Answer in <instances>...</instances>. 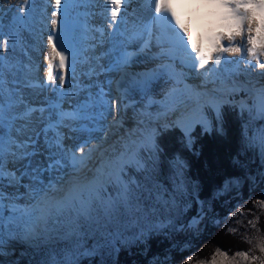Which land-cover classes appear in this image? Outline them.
<instances>
[{"label": "rangeland", "instance_id": "rangeland-1", "mask_svg": "<svg viewBox=\"0 0 264 264\" xmlns=\"http://www.w3.org/2000/svg\"><path fill=\"white\" fill-rule=\"evenodd\" d=\"M80 1L82 4L80 12L83 14L85 10L83 16L93 28L86 32L88 34L71 35L72 45L80 46L82 53L74 61L77 72L74 71L72 78L75 79L70 82L71 87L68 92L72 96L70 107L74 110L77 109L75 111L77 121L72 128L66 130L58 122L56 114L52 112L55 110L53 98L49 99L54 94L53 87L58 85V82L56 80L55 85L49 86L45 74L47 69L46 40L51 29L50 16L51 11L55 8V0H51V2L49 0H30L25 11L19 14L17 10L23 6L21 0H0V21H2L0 30L5 33L0 38V158L6 157L13 142L22 145V147L14 149L17 152V159L7 158L8 168L16 172L19 183L9 184L7 179L0 180V193L5 196L4 201L0 202V264H29L22 259L26 249L24 250L21 246H29L36 250L42 247L50 248V256L44 264H76L83 257L90 258L98 250L111 247L114 239L120 237L123 227L130 223L138 224L139 236H143L147 232L171 228L177 218L178 210L183 204V201L175 194L154 186L147 198L148 202L131 198V192L138 186L136 176L140 173L147 176L148 161L157 157L156 138L160 127L174 124L185 134H190L197 124L210 130V111L212 110L218 115L221 107L233 104L241 112H246L262 121V126L255 131L254 136L260 145L264 159V146L261 145V137L264 136V117L252 110L253 101L257 99V89L249 86L245 88H249L250 91H246L239 81L240 76H244L245 73L248 77L252 76V78H247L246 82L254 77H256V81L261 80V72L264 70H259L258 75L254 69L246 71V67H244L245 69L240 68L238 76H236L237 79L224 77L225 73L222 74L218 71L213 77L217 83L223 85L219 90L210 86L211 79L205 80L203 76L195 72L196 77L200 78L197 82L203 87L195 88L198 93L190 94L192 103H189L191 99L185 98V91L181 93L173 91L174 89L170 88L173 86L172 83L166 87H160L159 82L162 81L160 79H163V76L154 80L155 91L149 89L148 93L139 92L134 96L128 94L126 95L128 97L119 102V99L112 97L118 90L113 81L104 80L107 97L100 94V91L95 88L98 79H102V76L107 73L106 71L104 73V66L102 68V63L105 64L107 59L106 54L110 53L111 55V50L117 51L113 44L108 47L109 42L107 43V41L104 45H100L102 41L100 35L97 40L92 36V31L95 34L98 33L95 31V25L97 28L99 25L104 28L107 26L103 14L105 4L102 0ZM109 6H111L110 0H108ZM62 8H68V6L62 2ZM70 9H67L66 19L64 15L59 17L58 29L62 23H69L71 20L70 16L73 11ZM109 29L107 27L108 31ZM4 40L9 41L7 46L3 44ZM95 43L99 45H95ZM97 50H99V59L92 54ZM147 55L145 54V56ZM34 56L44 60L41 62L42 75H37L35 68L37 60ZM179 62L181 61L179 60ZM179 62L178 67H180ZM116 64H118L117 70L120 65L119 62ZM139 65L140 63H136L134 66ZM231 66H228L229 70L233 68ZM169 67L173 72L177 68L174 62V64H168L162 71ZM137 68H144L145 72L141 69L140 73H146L149 70L147 73L151 74L152 70L151 77H154V72L159 67L148 63L145 67ZM44 81L46 82L43 83L45 87L41 88L40 84ZM231 85L234 87L230 88ZM45 88H47V94L45 93L46 98L44 99L42 97ZM238 89H242L245 94H237ZM201 90L208 93V96L202 97ZM211 94H214L215 97ZM20 97L23 98V105L19 104ZM37 100H41L40 106L32 105ZM171 101H173L172 106L169 105ZM83 103L84 107L87 105L85 112L82 110L84 107L81 104ZM24 105H28L32 109H39V111L28 118L24 113ZM185 105L189 106L190 113L185 110ZM17 114L24 118L17 119ZM117 114L125 118L130 114H136L138 117H142V121H131L133 123V130H131L124 123L126 119L118 120ZM113 124L115 130L125 127L127 134L133 133L137 137L132 144L135 156L133 157L131 154V157L127 159V156L123 157L121 160L123 163L118 168L120 174L117 172L116 177L112 174L108 175L109 172H106L105 182L100 186L101 191H93L91 198L81 206L82 215L75 209L62 214L53 213L46 225L40 224L42 230L40 238L28 239L24 230L32 224L35 218L37 203L33 196L28 194L29 186L37 191L47 188L50 184L56 185L57 188L67 187L74 178L73 170L68 162L55 168L47 167L52 160L62 158L63 154L61 149L56 146L57 143L62 142L66 148H76L78 145L73 144V141L77 142L79 137H84L81 139L84 143L86 142L84 144L86 147L88 143L92 144L91 142L96 139H100L102 143L105 142L107 136V144H102L100 148H96L95 144L89 145V148L97 149L85 170V174L90 175L99 160L101 161L103 156L110 151V147L120 145L121 140L113 137L114 130L108 132L106 129ZM37 125L42 126H40L41 132ZM35 128L37 129L35 130ZM103 131L106 132L100 135L101 138L96 136ZM25 152L27 155L21 157L20 153ZM33 152H35L34 155ZM77 155H79L78 152ZM130 168L132 169L129 170ZM108 176L111 177L110 180L107 179ZM180 186H183L182 183ZM53 195L59 196V192L53 193ZM254 207L262 219L259 221V225L257 223L254 226L244 225L241 222V229L239 228L236 232L237 244L242 247L241 249L227 251L222 246L211 243L201 252L188 257L186 264H212L214 257L216 264H221V257L217 255V250L226 252L229 259L235 257L237 261L242 260L241 257L236 256L237 252H248L249 256L264 255L257 247L261 241H264V197L258 200ZM202 217L203 215H201ZM200 220V218L190 220L187 224L179 227L182 230L198 232L202 228ZM242 264H258V262L249 260L242 261Z\"/></svg>", "mask_w": 264, "mask_h": 264}, {"label": "trees", "instance_id": "trees-1", "mask_svg": "<svg viewBox=\"0 0 264 264\" xmlns=\"http://www.w3.org/2000/svg\"><path fill=\"white\" fill-rule=\"evenodd\" d=\"M210 119V130L197 124L190 134L174 124L160 127L157 157L148 161L147 176H136L133 200L146 203L158 186L183 201L174 225L139 236L138 224L130 223L111 247L76 264H186L211 243L227 251L242 248L236 236L241 222L254 226L262 219L254 207L264 197V159L254 136L262 121L233 104L218 115L211 110ZM198 218V232L179 227ZM21 247L29 264H44L50 256L47 247Z\"/></svg>", "mask_w": 264, "mask_h": 264}, {"label": "snow or ice", "instance_id": "snow-or-ice-1", "mask_svg": "<svg viewBox=\"0 0 264 264\" xmlns=\"http://www.w3.org/2000/svg\"><path fill=\"white\" fill-rule=\"evenodd\" d=\"M21 2L23 6L17 10L18 14L25 11L30 0H21ZM102 2L105 4L103 14L108 28L118 27L119 22L126 21V5L131 0H110V9L108 0H102ZM147 2L151 16L142 25L143 30L139 33L142 38L141 52L151 48L155 40L160 51L170 62H173V53L177 58L182 54L191 62L190 67L193 71L204 70L200 75L205 80L218 73L222 61L225 65L234 64L237 68L241 62H244L247 65L246 71L257 67L264 70V59H262L264 58V0H147ZM122 8L124 9L123 15H121ZM67 14V8H62V0H55V8L50 16L51 29L46 40V80L51 86L55 85L56 80L59 79V84L53 87V91L62 90L66 81V73L61 74V72L69 67V57L72 55L64 47L63 38L55 34L59 17L64 15L66 19ZM95 31L101 36L107 34L103 26ZM4 35L5 33L0 30V38ZM162 38L164 44L167 45V50L161 44ZM237 38L240 39L239 44H237ZM8 43V40L3 41L5 46ZM226 53H240V60L230 61L223 55ZM127 63H131L130 57ZM181 65L189 66L183 60H181ZM230 75L235 76L236 73H230ZM261 76L264 77V72H261ZM40 87H45L43 82ZM19 104L23 105L22 97L19 98ZM252 110L264 117V85L257 89V99L253 101ZM37 111L39 109L24 105V113L28 118H31ZM16 118L23 119L24 117L17 114ZM261 145L264 146V136L261 137ZM56 146L61 149L62 158L51 161L47 167L55 168L68 162L73 170L74 178L67 187L57 188L56 185L50 184L47 188L37 191L29 186L28 194L32 195L37 203L35 218L32 224L24 230L28 239L40 238L42 235L40 224L46 225L53 213L62 214L75 209L82 215L81 206L91 198L93 191L100 192V186L105 182L106 171L97 170L90 175L85 174L93 153L97 151L96 148H89L85 152V145L66 148L60 142ZM19 147L22 145L13 142L6 157L0 158V180L7 179L9 184L19 183L16 172L9 170L7 159L8 157L13 160L17 159V152L14 149ZM26 155V152L20 153L21 157ZM107 179L110 180L111 177L108 176ZM56 192H59V196L53 195ZM4 199L5 196L0 193V202ZM257 247L264 254V241H261ZM217 255L221 257V264L225 262L242 264V261L249 260L264 264V255L249 256L248 252H237L236 256L241 257V261H237L235 257L229 259L226 252L219 250H217ZM212 264H216L215 257Z\"/></svg>", "mask_w": 264, "mask_h": 264}, {"label": "bare ground", "instance_id": "bare-ground-1", "mask_svg": "<svg viewBox=\"0 0 264 264\" xmlns=\"http://www.w3.org/2000/svg\"><path fill=\"white\" fill-rule=\"evenodd\" d=\"M62 2H63V4H66L68 6V8H71L70 10L73 11L72 12L73 14L71 13V16H70L71 20L69 21V23L68 22L62 23L60 25L58 31L55 34H58L60 36L61 27L62 26L66 27L68 29L70 39H71V35L74 36L75 34H78V35L88 34L86 32L89 29L91 30L93 27H92V25L90 23L88 24V20H86V17L83 16L85 14L84 13L85 10L83 11V14H81L82 12H80V8L82 6V4L80 3L81 1L79 0V2H77V0H62ZM126 8H127L126 21L125 22H119L118 27H115L114 30H113V28H110L109 31L113 30L112 35H110L111 33L107 30V26L105 27L107 34L104 35V37L105 38L108 37V40H106L107 43L109 42V44H107L108 47L111 44H113V45H115V49H117V51L116 50H111V55H110V53L108 55L106 54L105 57H107V59L105 61L106 62L107 61H112L113 59L118 57L116 59V61L114 62V64L112 62H110L112 67L114 69H116V67L118 66V64H116V63L119 62V55L121 53H123L127 49L135 50L137 55L135 56L134 59L131 60V63L129 64L128 68L125 69V70H121V68L119 67V68H117V71L123 72L127 77H130V76L139 77L141 79L140 80L141 88L139 89V92H147L148 93L149 89L151 91L154 90V88H156V86L153 84V82H154L153 80L154 79L156 80V79H158L159 77H162V76L164 77L163 79H160L162 81L161 82L158 81L160 87H162V88L166 87V85H168L170 83L175 85V82H176L175 78L177 76H180V74L178 73L179 72L178 71V66H177L178 63H177V60H176L177 57L173 58V62H170L169 59L160 51L159 46L156 44L155 40H153L151 48H148V49H146L143 52L140 51V45H141V42H142V38L140 37L139 33L143 30L142 29V25L145 22H147L149 20V17L151 16L150 6H149L147 0H143V2H141V0H131V2L126 5ZM109 9H110V6H109ZM123 12H124V9L122 8L121 15H123ZM96 26L97 25H95L96 29L101 27L100 25H99L98 28ZM92 33H93V31H92ZM97 34L99 35V33H97ZM194 35H195V28H194ZM84 42H85V40H84ZM225 43L227 44V42H225ZM239 43H240V39L237 38V44H239ZM82 44H83V42H82ZM86 44H88V43H86ZM161 44L164 45V49L167 50V45L164 44L163 38L161 40ZM97 49H99V48H97ZM98 51L99 50H97L96 52L94 51V54L98 53ZM71 53H72V55L69 57V67L66 70H63L61 72V74H65L66 73L65 84L63 85L62 90H60V89L56 90L54 92V94L49 97V99L53 98V106H54L55 110L53 109L54 111H52V112L54 114H56L58 122L63 127V129H66V130L68 128H72L75 125V121H77V117L75 116V111L77 109L74 110L73 108L70 107L71 102H72V96H70L68 94V92H69V89L71 87V83L70 82L72 81V79L73 80L75 79V78H72V77H74L73 76L74 71H75V73L77 72L76 69H75V62L74 61L78 57H80V55L82 53L81 52V47L80 46H75V45L73 46L72 42H71ZM145 54H148V55L145 56ZM223 55L226 56L227 59L230 60V61L240 60V57H241L240 53H234V54L226 53V54H223ZM34 57L36 58V56H34ZM183 58H184V56L181 54L179 56V58H178V62H179V60L180 61L183 60ZM262 59H264V58H262ZM36 60H37L36 62H37L38 65H39V62L40 63L44 62L43 58H41V57L36 58ZM174 62H175V66L177 67L176 69H174V71L177 74H174V72H173L171 67L167 68L165 71H162V70H164V68L162 67V69L158 68V70H155V72H154L155 76L151 77L153 75L152 74V72H153L152 70H151V74L147 73V72H149V70H147L146 73H140V72H142V70L144 68H137V67H145L146 64H148V63L157 65L159 67L161 64H165V63H167V64L173 63L174 64ZM136 63H140V65L135 67L134 65ZM185 63H187L189 66L188 67H184V70L187 71V72H191L192 71V69L190 67V63L191 62L190 61L188 62V60H187ZM253 63H255V62H253ZM102 64L104 65V63H102ZM179 64H180V67H183L181 65V62H179ZM210 64H211V62H210ZM103 65H102V67H103ZM119 65H120V63H119ZM229 65H232L231 67H233L231 70H229V68H228ZM229 65L228 66L225 65L223 63V61H222L221 67L219 69V73H222V74L225 73L224 77L232 78V79H237L238 78L236 76H238V71L240 70V68L241 69L244 68V67L247 68V65L244 62L240 63L239 68H237V66L234 65V64H229ZM73 66H74V71H73ZM107 66H109V63H107ZM259 70H262V69H259L258 67L254 68V71H257L258 75H259V72H260ZM199 71H203V70L202 69L195 70L196 73H199ZM252 71H253V69H252ZM143 72H145V71L143 70ZM230 73H236V75L232 76V75H230ZM45 74H46V72H45ZM112 74L113 73L110 72V75H112ZM110 75L104 74L105 77H108ZM114 75H115V73H114ZM214 75H212L209 78V79L212 80L209 83H210V86L215 87V88H217V90H219L220 88H222L223 85H221V83L220 84L217 83V80L213 77ZM249 77L252 78V76H250V75H249ZM249 77H248L247 73H245L244 76H240L242 81L243 80H247V78H249ZM187 78L189 80L188 83L190 84L188 88L191 89L192 92H185V95H186L185 98L188 97V99H191L190 94L191 93L194 94L195 92H197L196 89L190 87V86H192L191 85L192 79H195V78L194 77L191 78V77H188V76H187ZM254 78H256V77H254ZM99 81H102V79L99 78L98 82ZM57 82L59 84V79H57ZM98 82H97V87L99 85ZM113 82L116 84L115 87L118 88L117 83L114 80H113ZM176 84H178V83L176 82ZM197 86H198V88L201 87L199 85H197ZM246 87H249V85H247ZM46 90H47V88H45V92H43L44 94H43L42 98H44V99L46 98L45 97V93L47 92ZM136 90L137 89H135L134 87L131 88V89H128L127 91H124V90H120L119 91V90H117L116 94L112 95V97H114L115 99H119V102H122L124 98L128 97L126 95H128V94H129V96L130 95H132V96L136 95V92H134ZM201 93H202V97L208 96V93H206V92H204L202 90H201ZM211 95L214 96V94H211ZM192 102L193 101L191 99L189 101V103H192ZM40 104H41V100L40 101L37 100V101H34L32 103V105H34V106H40ZM81 105H82V107H84L83 106L84 103L81 104ZM188 105H185V110H187V113H190L189 110H188L189 109ZM82 110H83V112L87 111V105ZM116 117L120 121L126 119L124 123L127 124L128 125L127 128H131V130H133V126H132L133 123L131 121H138V122L142 121V117H138L136 114H130L126 118L124 116H123L124 117L123 118V117H121L120 114H117ZM37 126H38L39 131H40L41 130V128H40L41 125H37ZM137 126H138V124H137ZM97 127H99V126H97ZM36 129L37 128H35V130ZM73 129H75V128H73ZM98 129H103V128H98ZM106 129H107L108 132H112V130H114L113 137H117L119 140H121V142H120V145L118 147H116L114 145H112L110 147V151L107 152L103 156L101 161L99 160L97 166L92 170V172L97 171V170L102 171V172L106 171V172H109L108 175L112 174V176L116 177L117 172L119 173V170H118L119 165H121L123 163V161H121L123 159V157L127 156L126 157V159H127V158L131 157L130 156L131 154H133V157L135 156V152H134L135 150H133V146L134 145H132V144H133V141L135 140V138H137V137L133 133L132 134H127V131H125L126 130L125 127L123 129L120 128V130H117V129L115 130L114 129V124L109 126V127H107ZM105 132L106 131H103L102 133H98L96 136L101 138L102 136H100V135L104 134ZM126 135H128V136H126ZM64 136L66 138V135H64ZM81 138H84V137H80V139H77V142L74 139L75 142L73 141V144H75V145L77 144L78 146L79 145H83L82 142H81L83 139H81ZM105 140L106 141L102 143L100 139L99 140L96 139V140L92 141L91 143L95 144L94 146L96 148H100L102 144H104V143L107 144V140H108L107 136L105 137ZM92 144L88 143V145L85 147V152L88 151L89 145H92ZM54 160H56V159H54ZM102 165H103V167H102Z\"/></svg>", "mask_w": 264, "mask_h": 264}, {"label": "water", "instance_id": "water-1", "mask_svg": "<svg viewBox=\"0 0 264 264\" xmlns=\"http://www.w3.org/2000/svg\"><path fill=\"white\" fill-rule=\"evenodd\" d=\"M61 32L62 33H61L60 37L63 38L64 47L67 48L69 52H71V40L69 38L68 29L66 27L62 26L61 27Z\"/></svg>", "mask_w": 264, "mask_h": 264}]
</instances>
